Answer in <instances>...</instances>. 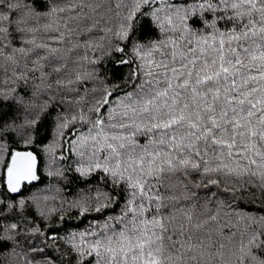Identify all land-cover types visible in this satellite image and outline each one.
Returning a JSON list of instances; mask_svg holds the SVG:
<instances>
[{
  "label": "snow or ice",
  "instance_id": "obj_1",
  "mask_svg": "<svg viewBox=\"0 0 264 264\" xmlns=\"http://www.w3.org/2000/svg\"><path fill=\"white\" fill-rule=\"evenodd\" d=\"M0 264H264V0H0Z\"/></svg>",
  "mask_w": 264,
  "mask_h": 264
},
{
  "label": "trees",
  "instance_id": "obj_2",
  "mask_svg": "<svg viewBox=\"0 0 264 264\" xmlns=\"http://www.w3.org/2000/svg\"><path fill=\"white\" fill-rule=\"evenodd\" d=\"M71 223L75 224V223H76V221L73 219V220L71 221Z\"/></svg>",
  "mask_w": 264,
  "mask_h": 264
}]
</instances>
